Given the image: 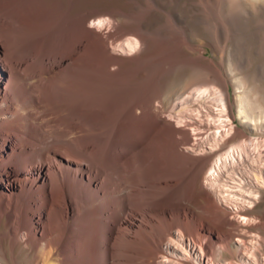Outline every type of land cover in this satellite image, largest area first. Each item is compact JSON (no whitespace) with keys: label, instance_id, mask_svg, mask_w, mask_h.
<instances>
[{"label":"bare ground","instance_id":"6f19581e","mask_svg":"<svg viewBox=\"0 0 264 264\" xmlns=\"http://www.w3.org/2000/svg\"><path fill=\"white\" fill-rule=\"evenodd\" d=\"M103 15L110 40L88 25ZM253 23L264 26V0H0V264H157L175 233L212 263L237 260L241 225L201 182L221 168L208 179L225 191L221 176L248 166L264 184V141H243L264 136V92L234 52ZM196 24L216 62L196 47ZM125 40L131 54L110 51ZM207 90L241 126L199 158L162 115ZM252 191L258 206L264 187ZM246 213L259 219L245 226L262 238L257 262L264 210Z\"/></svg>","mask_w":264,"mask_h":264},{"label":"rangeland","instance_id":"374dc122","mask_svg":"<svg viewBox=\"0 0 264 264\" xmlns=\"http://www.w3.org/2000/svg\"><path fill=\"white\" fill-rule=\"evenodd\" d=\"M124 1L125 0H112L115 4L123 3ZM221 17H223V15H221ZM107 22L108 17L103 15V17L90 21L88 25L97 28L99 30L98 33L103 38L110 40L109 37L114 34L116 30L107 32L106 27L101 29ZM224 22V20L221 21V25ZM194 33L196 37V47L198 49L205 50V55L213 58V47L210 44H204L207 34L205 27L201 24H196ZM243 36L239 37V46L234 47V52L236 51L235 54L239 53V56L236 54L237 59H239V62L243 61L242 63H244L238 68V73L240 72L239 75L244 76L248 87H253L255 91L264 92V26H258L253 23L252 26L245 28V34ZM224 44H226L224 50L227 52L230 47L229 45L233 44V42L230 39L225 40L224 38L223 45ZM244 47H246V49ZM134 50L135 49H128V42L126 40L110 45V51L118 56L129 55ZM226 52H224V55ZM220 55L221 54L217 57V60L219 59L218 61H220ZM213 59L216 62V59ZM229 87L232 94L231 102H233L231 103V107L235 110V88L231 84ZM203 95H210V97L206 101H203ZM212 97L213 95L210 94L209 90L204 93L200 92L199 94L190 93L179 102L178 106L172 109V112H167L162 115L165 120H168L171 124L173 123V126H175L180 132L188 134L191 139L189 140L190 143L188 145H183L182 147L189 150L194 156L199 158L207 157L215 149L212 141H210V139L214 136L213 134L217 133L218 135H221L226 132L224 134L227 137L229 134L233 133L234 127L241 126V122L237 117L234 119L230 116H220L222 113V106H219V104L214 101ZM226 119L228 121H232V124L226 125ZM250 140L264 141V136L250 134L249 137L243 141L248 144ZM257 151L264 156V145L258 146ZM263 160L261 164H264ZM248 168V166H245L243 167V170H237L236 173L233 174V177L230 175L221 176L223 178L221 181L224 183L223 190L225 191H214L215 186L212 184L213 182L211 179H208L212 173L220 176V173L223 172L221 168L211 170L210 173L206 174L208 177L203 178L201 182L202 189L208 191L215 199L217 198V202L220 201L219 203L230 212L226 218L227 222L230 223L229 227L233 226L234 222H237V224L240 223L241 225L237 227V230L241 235L233 237L234 244H237L238 246L240 245L241 248V250L239 249V254H237V260L233 261V263L229 261H218L216 263H212L209 261L208 257L204 255V257L202 256L203 253L201 252L199 245L194 242L193 239L188 236L179 238L175 233L172 237L173 239H167L163 240L164 242H161V245H163L162 247L165 250L173 248L174 252L168 250L169 252L167 251L166 254L159 257V260H157L158 263L264 264L263 255H261L259 259L257 258V262L254 261L256 256L253 252L258 250V246L260 245L262 239L260 234L258 232H248L245 228L246 225L255 224L259 221L258 218L254 215L246 213V211L254 210V208H257L259 212L264 210V200L261 201L258 206H255L254 200L257 199L258 193L252 191L259 187L263 188L264 184L262 185L252 171L248 170ZM243 184H247L249 188H243ZM38 205H40L39 210H43L41 202H38ZM24 237L25 236L23 234L19 235L20 241L23 240Z\"/></svg>","mask_w":264,"mask_h":264}]
</instances>
